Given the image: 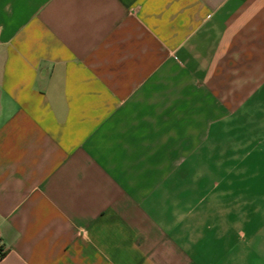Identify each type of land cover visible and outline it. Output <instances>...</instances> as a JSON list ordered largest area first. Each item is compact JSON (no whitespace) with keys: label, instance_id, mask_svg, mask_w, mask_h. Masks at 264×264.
I'll return each instance as SVG.
<instances>
[{"label":"crops","instance_id":"0c3cea01","mask_svg":"<svg viewBox=\"0 0 264 264\" xmlns=\"http://www.w3.org/2000/svg\"><path fill=\"white\" fill-rule=\"evenodd\" d=\"M0 264H264V0H0Z\"/></svg>","mask_w":264,"mask_h":264},{"label":"built area","instance_id":"2783aa9c","mask_svg":"<svg viewBox=\"0 0 264 264\" xmlns=\"http://www.w3.org/2000/svg\"><path fill=\"white\" fill-rule=\"evenodd\" d=\"M5 254H6L5 244H4L3 240H2V238L0 237V260L3 259Z\"/></svg>","mask_w":264,"mask_h":264}]
</instances>
